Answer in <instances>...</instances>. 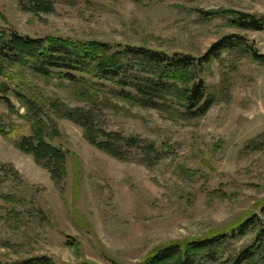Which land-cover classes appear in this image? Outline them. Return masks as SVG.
<instances>
[{
	"label": "rangeland",
	"instance_id": "obj_1",
	"mask_svg": "<svg viewBox=\"0 0 264 264\" xmlns=\"http://www.w3.org/2000/svg\"><path fill=\"white\" fill-rule=\"evenodd\" d=\"M235 12L264 17V0H0V30L196 59L236 36L264 58V34L236 27ZM198 82L209 109L186 113L179 93ZM173 83L152 107L0 61V264H147L165 246L218 234L222 251L197 264H235L256 245L264 232V59L238 46ZM81 117L88 131L107 132L125 160L89 143ZM29 139L66 154L61 181L21 151ZM251 218L256 225L241 235Z\"/></svg>",
	"mask_w": 264,
	"mask_h": 264
},
{
	"label": "trees",
	"instance_id": "obj_2",
	"mask_svg": "<svg viewBox=\"0 0 264 264\" xmlns=\"http://www.w3.org/2000/svg\"><path fill=\"white\" fill-rule=\"evenodd\" d=\"M231 14L235 17L233 24L239 29L264 34V17L258 18L240 12ZM244 40L236 36L225 37L213 45L205 56L196 59L179 54L170 56L143 48L113 47L101 42L83 43L48 37L33 39L20 36L16 32L0 30V61L6 65L20 66L42 78L88 87L98 95L107 92L126 101H131L136 96L135 98H140L139 102L145 101V104L153 107L156 103L151 99L155 95L170 91L174 88L173 82L180 80L183 73L189 71L192 74L196 69L218 57L224 50H232L239 46L258 60H263L264 58L258 56L252 47L243 45ZM179 95L181 96L178 99L186 103V113L196 115L202 110L201 114H205L209 109V104L201 106L206 96L203 82L185 87ZM85 120L81 117L76 122L85 127L88 142L119 160H125L123 156L126 152L116 151L113 138L105 131H88ZM133 144L132 140L127 146ZM20 149L33 155L39 165L49 169L54 177L62 180L66 171V154L60 149L47 142L39 141L37 144L30 139L25 140ZM3 170L12 176L19 175L11 166H4ZM253 218L245 220L238 228L242 231L241 235L256 225ZM225 239V235L218 234L189 242L185 246L180 243L165 246L155 253L147 264H170L173 261L174 264H197L205 259L214 260L222 251ZM263 247L264 232L258 237L256 245L244 249L239 254L235 264H264V250L261 251ZM21 264H54V262L50 259L38 258Z\"/></svg>",
	"mask_w": 264,
	"mask_h": 264
}]
</instances>
